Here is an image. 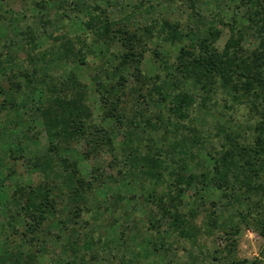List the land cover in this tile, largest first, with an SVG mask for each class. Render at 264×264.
I'll use <instances>...</instances> for the list:
<instances>
[{
  "label": "trees",
  "instance_id": "trees-1",
  "mask_svg": "<svg viewBox=\"0 0 264 264\" xmlns=\"http://www.w3.org/2000/svg\"><path fill=\"white\" fill-rule=\"evenodd\" d=\"M206 1L188 0L184 25L161 17L155 0L125 5L130 10L119 20L109 10L123 0H31L44 30L48 10L61 22L68 13L84 18L77 22L84 33L48 34L45 47L33 26L18 28L16 15L0 16V115L18 118L13 125L0 118V264H42L47 256L50 264H143L149 255L165 264H200L202 229L228 241L245 225L264 240V0H231L242 17L229 19L225 0H210L209 20L202 16ZM219 26L229 33L222 48ZM247 38L254 48L244 45ZM153 41L177 48L176 64L169 67L154 51L160 72L149 76L141 63ZM18 44L25 58L14 70L8 50ZM88 57L101 63L91 81L108 126L93 120L87 86L71 70L86 67ZM220 101L228 112L218 110ZM141 103L158 109L152 118L142 119ZM197 111L214 123L203 127ZM20 120L41 123L40 154L25 157L38 136L19 128ZM79 145L84 161L110 157L108 167L128 193L112 194L104 207L97 194L112 177L100 167L84 176L73 159ZM19 163L41 179L12 182ZM214 192L218 200H210ZM135 199L139 223L122 224L116 239L94 232L112 228L117 221L107 213ZM235 247L232 239L201 264H243L231 258ZM176 251L184 261L169 258Z\"/></svg>",
  "mask_w": 264,
  "mask_h": 264
},
{
  "label": "rangeland",
  "instance_id": "rangeland-1",
  "mask_svg": "<svg viewBox=\"0 0 264 264\" xmlns=\"http://www.w3.org/2000/svg\"><path fill=\"white\" fill-rule=\"evenodd\" d=\"M36 1H40V0H36ZM135 2L136 0H123L122 5L118 7L110 8L109 16L113 20L114 19L119 20L123 18L124 15H126V13L130 10V8L129 7L127 8L125 5L129 6L131 4H134ZM155 2L156 3L154 5H156V12L160 8L161 17L171 22L175 20L180 21L184 25L188 21V16L190 14V10L188 8V0H175L174 4L170 0H155ZM225 2H226L225 4L227 5L224 6V12L222 15L226 19H229L233 15L236 17H240V18L242 17L240 10L234 11L233 9L234 4L231 2V0H225ZM31 3H32L31 0H7L4 3H0V16L11 17V14L16 15L18 18V22H19L17 24L18 28L20 27L24 29L26 26H30V25L33 26L37 30L38 36L42 39L41 41L42 47H45V45L46 46L49 45V39L46 38V35L48 34H52L56 37V36L63 35V34H68L70 36H73V35H79V34L84 33V30H79V28L77 27V22L84 21V18L80 14L79 15L77 14V16L75 17L74 14L68 13L67 14L69 15L68 18L63 19V21L61 22L60 20L58 21L57 19L58 15L51 10H48L51 25L47 27V30H44V28L41 27L40 23L38 24L39 18H40L38 17L39 14L34 12L35 8L31 9L29 7ZM158 5L160 6L158 7ZM4 10H6L7 13H5ZM214 11H215V3L211 2L210 0H207L202 10V16H204L205 19L209 20V17L212 16ZM41 12L43 13V11ZM21 13H24L26 17L28 18V20L22 19L20 17ZM153 16H155V14ZM55 17H56V20H55ZM134 19H137L142 23L147 20L146 16L140 17L138 15H136ZM218 29L221 31V35H220L217 45L219 48H222L224 44L226 43V41L228 40L229 33L227 29H224L222 26H219ZM7 39H12L16 43V39L13 33L8 34ZM244 45L247 48L252 49L255 47L256 43L254 42V40L247 38L244 40ZM176 50L177 48H171L169 46L159 44L157 41H153L151 44H149V51L146 53L141 63L142 72L149 76H153L160 72V70L157 69L158 59L154 56V51L165 54V59L169 60L168 66L172 67V63L174 62L175 56H176ZM8 52H9V56L12 59L13 65H16V66H12V69L16 70L17 67H22L23 65L21 66V64L23 63L24 58H25V52H24L23 47L18 44L12 47L10 50H8ZM87 62L88 63L86 67L75 65L73 66V69L71 68L70 69L73 70L76 73L79 80L82 83L86 84L87 86V97H88L87 104L89 105L92 111L93 120L96 123H101L102 125L105 123L104 125L108 126L110 122L108 121L102 122L100 120L101 109H100V104H99V96L94 91V86L92 84L93 82L91 81V78L96 74V70L98 69V67H100L101 63L95 57L94 58L88 57ZM173 64H176V62H174ZM219 104H220V106L218 107L219 111L228 112L226 111V108L223 107V104L221 103V101L219 102ZM139 108H140L139 110L141 111V114L143 115L142 116L143 120L152 118L153 113H155L158 110L153 105H149L148 107H146L144 103L139 104ZM241 115L242 114L239 113L237 115V118L242 121L243 119ZM195 117L199 121H201L200 124L203 125V127H208L215 121L214 120L215 117L211 115H205L199 111L196 112ZM0 118L1 120H3V122L9 121V124L11 125H13L12 120L16 121L18 119L17 117H15L14 114H9L7 116H4L3 114H1ZM221 118L222 117H217L216 119H218V121H222ZM20 121L22 122V120ZM18 127L19 128L21 127V129L24 128L25 130H28V128H30L28 132L29 135H33V133H35L36 136H38L37 133L42 131V125L38 121H31V120L23 121L21 124H19ZM17 132L18 130H16V134ZM247 135H245L246 138L248 137ZM37 142H38V145H34L33 143L31 145H28V148L26 149V152H25V157L28 158V157H31L32 155L40 154L43 151V146L46 144L45 136L43 133L38 136ZM117 143H118V140H116L115 144L117 145ZM83 150L84 148L82 145L76 146L72 150L75 156H73V153L71 154V156H73L74 157L73 159L78 162V165L81 169V173L84 176H88L92 168L100 167V168H104L106 171V174L112 177V179H110V181L107 183V186L99 190V193L97 194L98 199L103 203L104 207L107 206V203L109 202L110 196L112 194L119 192L120 194L125 195L126 193H128L124 191L121 180H118L119 177L113 171H111L110 168L108 167V164L111 161L110 157L104 155L97 159L92 158L90 160L84 161L81 157V153L83 152ZM17 166H18L17 168L15 167L17 171V175L15 178H12L13 179L12 182H25L26 183L30 181L36 184L41 179V176L38 173L36 174L30 173V170L26 172L25 164L22 163L20 165L19 163ZM115 180H118V182H116ZM135 194L137 195V192ZM127 196H130V194H127ZM211 199L218 200V195L216 192H214V194L211 193L210 200ZM185 210L186 208L184 209V211ZM107 214L112 216L113 217L112 219L117 221L115 225L112 228L98 227L94 230V232L97 234L100 233V235L106 236L107 238H110V239H116L115 236H118L121 233L122 224L130 223V225H133L135 224L136 221L139 223L138 219L142 218L143 216L142 212L139 210L137 199L131 200L127 204L125 201V205L123 209L121 210L119 209L117 212H114V213L112 211H109ZM204 220H205L204 215L201 214L200 216H198L196 223L198 225H201L202 227V222ZM52 234H54V230H52ZM130 235L133 237L132 239L137 240L136 239L137 236H134L133 234H130ZM232 239H235L236 241L234 255L231 257L232 259L236 260L237 262H241L243 264H264V259L261 257V252H262V249L264 248V240L261 237H259L252 228L247 227L245 225H242L241 227H239V231L237 235L233 236L232 238H229L228 241L225 239V235H223L222 233H219L218 230L213 231V230L202 229L201 235L198 241H199L200 248L203 254L202 256L199 257L200 259L198 260V262L200 264L203 263L204 254H207V253L209 254L213 252L214 250L224 253L225 247L229 245ZM169 258L170 259L172 258L174 261L175 259L179 261H184L186 258V255L181 253V251L179 252L176 251L172 253L171 256H169ZM48 259H49L48 256L46 258L41 259V263L50 264L51 262ZM165 262H166V259L162 260V259H159L158 257H152L149 255L145 259L143 264H165ZM97 264H106V263L103 261H100Z\"/></svg>",
  "mask_w": 264,
  "mask_h": 264
}]
</instances>
